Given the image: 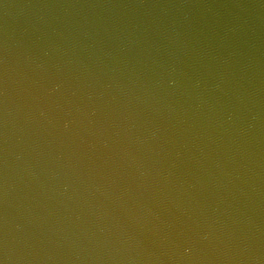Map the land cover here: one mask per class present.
<instances>
[{"label":"water","instance_id":"obj_1","mask_svg":"<svg viewBox=\"0 0 264 264\" xmlns=\"http://www.w3.org/2000/svg\"><path fill=\"white\" fill-rule=\"evenodd\" d=\"M2 264H264V0H0Z\"/></svg>","mask_w":264,"mask_h":264},{"label":"snow or ice","instance_id":"obj_2","mask_svg":"<svg viewBox=\"0 0 264 264\" xmlns=\"http://www.w3.org/2000/svg\"><path fill=\"white\" fill-rule=\"evenodd\" d=\"M0 264H2V262H0Z\"/></svg>","mask_w":264,"mask_h":264}]
</instances>
